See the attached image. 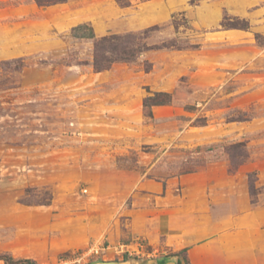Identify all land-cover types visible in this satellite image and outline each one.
I'll return each instance as SVG.
<instances>
[{
  "label": "rangeland",
  "instance_id": "374dc122",
  "mask_svg": "<svg viewBox=\"0 0 264 264\" xmlns=\"http://www.w3.org/2000/svg\"><path fill=\"white\" fill-rule=\"evenodd\" d=\"M147 1L0 0V255L191 264L196 245L221 244L224 215L257 208L264 229V35L258 58L225 69L216 33L233 16L202 21L217 0L144 23ZM96 25L102 36L80 37ZM128 33L146 50L95 70L96 42ZM159 93L170 102L149 118L143 101Z\"/></svg>",
  "mask_w": 264,
  "mask_h": 264
},
{
  "label": "crops",
  "instance_id": "0c3cea01",
  "mask_svg": "<svg viewBox=\"0 0 264 264\" xmlns=\"http://www.w3.org/2000/svg\"><path fill=\"white\" fill-rule=\"evenodd\" d=\"M183 0H151L140 7L141 22L161 21L180 6ZM158 3L156 13H147ZM214 7L202 21L214 25L222 19L223 14L246 19L252 26V32L242 29H226L216 33V38L226 46L225 69H239L242 64L249 63L260 55L255 47L254 35H264V0H217ZM123 9H119L121 13ZM82 20L73 22L71 33H75ZM254 30V31H253ZM102 36L101 26L96 25L87 34L80 37L92 40ZM164 192V188L162 189ZM262 211L257 208L249 210L245 215L222 216L221 244L196 245L188 251L191 264H264V229ZM200 234H195L197 237ZM260 236V237H259Z\"/></svg>",
  "mask_w": 264,
  "mask_h": 264
},
{
  "label": "trees",
  "instance_id": "16d2710c",
  "mask_svg": "<svg viewBox=\"0 0 264 264\" xmlns=\"http://www.w3.org/2000/svg\"><path fill=\"white\" fill-rule=\"evenodd\" d=\"M122 0H116L122 7L128 6L127 4H122ZM60 0H36V3L39 6H50L56 3H59ZM222 28H236V29H244L249 30V24L245 19L237 18V17H227L223 18L221 23ZM175 28H178V25H175ZM145 32L144 35H146ZM138 34L128 33L125 35H110L106 37H102L100 40L96 42V52H95V60H94V68L97 71H106L111 68L113 64L116 63H131L134 59V53H141L146 50V46L139 42L140 39ZM258 36H256L257 38ZM107 46L106 51H102L101 46ZM150 70V67L147 71ZM158 96L165 97V99L160 101H155L153 97H148L143 101V108L145 110V114L147 117H152V107L165 105L170 102V98L168 94L159 93ZM233 149L240 150L239 154L235 157L236 163L234 164V168L237 169L240 165H243L247 160L248 154L246 152V145L242 142L232 145ZM194 171H187L185 173H192ZM185 254L186 249H183L179 254ZM178 255H174L176 257ZM0 261L4 264H35L32 260L22 259L15 260L9 255H0Z\"/></svg>",
  "mask_w": 264,
  "mask_h": 264
},
{
  "label": "water",
  "instance_id": "95a60500",
  "mask_svg": "<svg viewBox=\"0 0 264 264\" xmlns=\"http://www.w3.org/2000/svg\"><path fill=\"white\" fill-rule=\"evenodd\" d=\"M101 264H108V263H101Z\"/></svg>",
  "mask_w": 264,
  "mask_h": 264
}]
</instances>
